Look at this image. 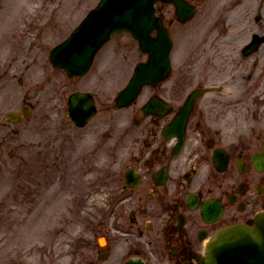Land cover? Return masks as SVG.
<instances>
[{
	"label": "rangeland",
	"instance_id": "1",
	"mask_svg": "<svg viewBox=\"0 0 264 264\" xmlns=\"http://www.w3.org/2000/svg\"><path fill=\"white\" fill-rule=\"evenodd\" d=\"M97 2L0 0V73L6 71L2 63L7 58L12 59L10 72L16 73L13 81L0 82V264H68L73 238L82 227L78 218L104 209L109 201L105 188L117 184L107 181V172L116 171L123 130L130 122L128 110L117 108L115 98L146 54L130 33L122 32L97 53L83 76L68 77L49 60L50 49L65 40ZM199 3L187 30L177 21L170 26L177 35L174 58L183 60L189 52L201 58L221 34L235 35L238 41L232 48L224 46L230 52L225 51L219 59L223 63L213 72L236 92L249 85L243 81L251 73L255 95L249 104L263 116L264 0ZM165 11L168 23L175 17L174 6L167 4ZM252 33L262 41L244 56L242 47ZM30 40L35 52L26 57L19 51ZM25 60L30 69L18 71ZM56 85L61 91H55ZM75 90L95 94L98 111L84 128H76L68 115L67 99ZM25 97L33 104L30 116L8 120L5 114L22 111Z\"/></svg>",
	"mask_w": 264,
	"mask_h": 264
},
{
	"label": "flooded vegetation",
	"instance_id": "2",
	"mask_svg": "<svg viewBox=\"0 0 264 264\" xmlns=\"http://www.w3.org/2000/svg\"><path fill=\"white\" fill-rule=\"evenodd\" d=\"M188 1L197 7L205 3ZM166 5L157 6L161 16ZM175 21L186 30L190 26L175 13L167 23L170 33ZM171 35L175 43L177 35ZM237 41L221 34L201 58L197 52L183 60L171 56L169 77L144 85L121 108L128 110L130 124L123 130L116 171L107 172V181L117 184L105 188L104 209L78 218L82 227L68 264H203L216 232L236 223L252 225L264 215V115L257 116L249 104L253 76L248 73L243 86L249 85L236 92L213 72L223 63L224 46ZM35 47L30 40L19 53L32 56ZM11 63L3 61L0 82L15 79ZM30 66L25 60L18 71ZM23 101L22 112L28 107L30 115L33 104L27 97Z\"/></svg>",
	"mask_w": 264,
	"mask_h": 264
},
{
	"label": "water",
	"instance_id": "3",
	"mask_svg": "<svg viewBox=\"0 0 264 264\" xmlns=\"http://www.w3.org/2000/svg\"><path fill=\"white\" fill-rule=\"evenodd\" d=\"M157 0H100L74 29L69 37L52 49L50 59L56 67H63L70 76L84 74L97 51L112 35L130 31L149 53L147 62L136 65L127 87L119 94V106L129 104L145 83H156L170 72L171 37L160 17L155 15ZM173 2L179 15L189 18L195 9L185 0ZM158 30L153 37L151 31ZM261 41L259 35L246 49L252 52ZM70 112L83 125L96 112L93 97L88 92H75L69 100ZM21 115L9 113L8 117ZM203 264H264V215L252 225L236 223L216 232L207 244Z\"/></svg>",
	"mask_w": 264,
	"mask_h": 264
}]
</instances>
